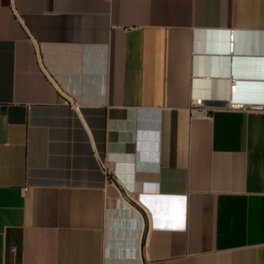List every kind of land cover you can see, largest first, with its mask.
<instances>
[{"label":"crops","instance_id":"crops-1","mask_svg":"<svg viewBox=\"0 0 264 264\" xmlns=\"http://www.w3.org/2000/svg\"><path fill=\"white\" fill-rule=\"evenodd\" d=\"M232 30L264 104V0H0V264H264Z\"/></svg>","mask_w":264,"mask_h":264},{"label":"built area","instance_id":"built-area-1","mask_svg":"<svg viewBox=\"0 0 264 264\" xmlns=\"http://www.w3.org/2000/svg\"><path fill=\"white\" fill-rule=\"evenodd\" d=\"M234 42H235V34L232 30L229 34V52L232 55V72L230 74L229 80V96L227 98V101L224 105L221 106H212L208 105L203 97L201 96H194L191 99L190 104V113L192 116H204L209 117L211 115V112L216 109H231V110H249V109H263L264 104H252L249 102H236L233 100V94L237 91V80L238 78L234 75V57H233V51H234ZM73 101L72 99H70ZM104 169L106 173L109 172V168L107 164H103ZM133 264V263H130ZM136 264H142L141 262Z\"/></svg>","mask_w":264,"mask_h":264},{"label":"bare ground","instance_id":"bare-ground-1","mask_svg":"<svg viewBox=\"0 0 264 264\" xmlns=\"http://www.w3.org/2000/svg\"><path fill=\"white\" fill-rule=\"evenodd\" d=\"M250 103V102H249ZM253 104V103H252Z\"/></svg>","mask_w":264,"mask_h":264}]
</instances>
